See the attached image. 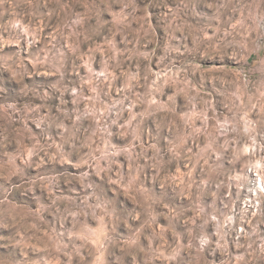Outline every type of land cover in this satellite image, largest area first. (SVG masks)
Segmentation results:
<instances>
[{
	"label": "clouds",
	"instance_id": "clouds-1",
	"mask_svg": "<svg viewBox=\"0 0 264 264\" xmlns=\"http://www.w3.org/2000/svg\"><path fill=\"white\" fill-rule=\"evenodd\" d=\"M0 264H264V0H0Z\"/></svg>",
	"mask_w": 264,
	"mask_h": 264
}]
</instances>
